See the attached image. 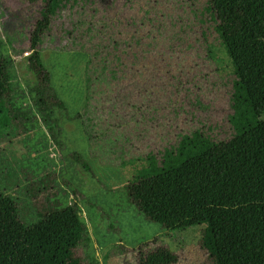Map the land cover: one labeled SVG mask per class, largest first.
<instances>
[{
    "label": "trees",
    "instance_id": "obj_1",
    "mask_svg": "<svg viewBox=\"0 0 264 264\" xmlns=\"http://www.w3.org/2000/svg\"><path fill=\"white\" fill-rule=\"evenodd\" d=\"M40 2L29 49L49 42L55 29L63 42L58 50L86 57V100L73 120L90 146L110 140L121 128L127 135L116 145V157L134 161L142 154L126 155L141 133L159 135L158 142L183 133L200 177L231 211L197 222L200 251L209 264H264V0H204L202 11L186 20L157 0ZM209 30L229 65L224 96L231 134L223 142L213 138L202 119L170 125L157 107L168 93L178 94L181 88L183 93L194 91V87L184 90L182 78L199 66L198 50L212 58L209 46L203 45ZM28 61L35 77L30 89L35 104L66 116L40 55ZM11 68L10 57L0 52V87L12 84ZM11 99L8 94L0 97V130L20 125ZM49 131L58 140V119L52 120ZM149 149L144 144L142 150ZM84 236L85 226L75 207L45 208L28 224L19 218L15 202L0 194V264H82L74 251ZM139 261L175 263L172 255L160 250Z\"/></svg>",
    "mask_w": 264,
    "mask_h": 264
},
{
    "label": "rangeland",
    "instance_id": "obj_2",
    "mask_svg": "<svg viewBox=\"0 0 264 264\" xmlns=\"http://www.w3.org/2000/svg\"><path fill=\"white\" fill-rule=\"evenodd\" d=\"M157 3L176 9L184 20L204 6V0ZM41 5L40 0H0V52L10 57L13 72L12 84L0 87V97H12L20 122L18 127L0 130V194L15 202L19 218L28 224L45 208L75 207L85 226V236L74 251L82 264H141L140 259L156 250L172 255L174 264H209L199 249L200 228L196 224L203 216L225 217L231 211L200 177L185 148L186 137L178 133L158 142L159 135L151 138L143 132L131 142L134 150L126 155L142 154L134 161L116 157V145L127 135L121 128L110 140L90 146L89 138L73 120L86 100V57L58 50L63 42L55 29L49 42L29 49ZM203 19L208 15L203 14ZM203 45L209 46L212 58L204 49L198 50L195 63L199 66L182 78L184 90L194 87V91L167 92L157 107L170 125L202 119L213 138L223 142L231 134L224 96L228 60L211 30ZM36 53L66 116L52 114L34 102L30 89L35 77L28 60ZM196 89L199 94L194 97ZM53 119H58L61 127L58 140L49 131ZM144 144L150 149L142 150Z\"/></svg>",
    "mask_w": 264,
    "mask_h": 264
}]
</instances>
